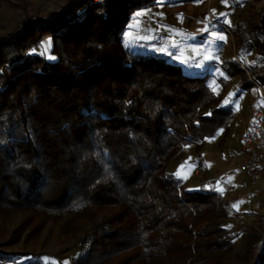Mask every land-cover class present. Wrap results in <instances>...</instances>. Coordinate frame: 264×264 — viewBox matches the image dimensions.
<instances>
[{
	"label": "trees",
	"instance_id": "obj_1",
	"mask_svg": "<svg viewBox=\"0 0 264 264\" xmlns=\"http://www.w3.org/2000/svg\"><path fill=\"white\" fill-rule=\"evenodd\" d=\"M153 1L68 0L0 36V208L113 207L82 238L89 257L215 264L235 238L222 196L205 183L185 188L166 164L214 136L230 109L202 110L213 99L208 73L121 42L130 13ZM44 34L54 59L34 49ZM257 46L264 53V41ZM248 259L264 264V239Z\"/></svg>",
	"mask_w": 264,
	"mask_h": 264
},
{
	"label": "rangeland",
	"instance_id": "obj_2",
	"mask_svg": "<svg viewBox=\"0 0 264 264\" xmlns=\"http://www.w3.org/2000/svg\"><path fill=\"white\" fill-rule=\"evenodd\" d=\"M67 1L0 0V36L25 14L45 16ZM263 16L264 0H154L130 13L120 33L121 42L134 50H166L189 73H208L213 99L204 112L230 109L214 136L185 144L166 164L185 188L205 183L222 196V221L235 238L213 256L215 264H250L248 254L264 239V202L237 167L249 107L263 103L264 53L257 46L264 41ZM37 41L34 49L54 59L51 35ZM113 211L86 204L61 214L38 207L0 208V256L6 264H45L41 257L50 258L48 264H107L88 256L82 238Z\"/></svg>",
	"mask_w": 264,
	"mask_h": 264
},
{
	"label": "built area",
	"instance_id": "obj_3",
	"mask_svg": "<svg viewBox=\"0 0 264 264\" xmlns=\"http://www.w3.org/2000/svg\"><path fill=\"white\" fill-rule=\"evenodd\" d=\"M240 151L238 170L264 202V96L262 104L249 107L246 125L240 133ZM0 264H6L1 256Z\"/></svg>",
	"mask_w": 264,
	"mask_h": 264
},
{
	"label": "snow or ice",
	"instance_id": "obj_4",
	"mask_svg": "<svg viewBox=\"0 0 264 264\" xmlns=\"http://www.w3.org/2000/svg\"><path fill=\"white\" fill-rule=\"evenodd\" d=\"M141 15V13H137V16ZM28 259H31V257H29ZM42 260L45 261V264H48V261L50 260V258L48 257H41Z\"/></svg>",
	"mask_w": 264,
	"mask_h": 264
}]
</instances>
